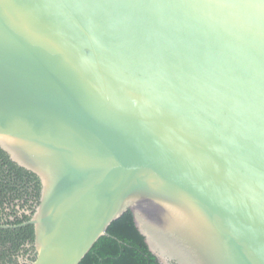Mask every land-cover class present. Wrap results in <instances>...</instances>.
<instances>
[{
	"label": "water",
	"instance_id": "95a60500",
	"mask_svg": "<svg viewBox=\"0 0 264 264\" xmlns=\"http://www.w3.org/2000/svg\"><path fill=\"white\" fill-rule=\"evenodd\" d=\"M0 147L30 264L128 210L163 264H264V0H0Z\"/></svg>",
	"mask_w": 264,
	"mask_h": 264
},
{
	"label": "flooded vegetation",
	"instance_id": "af4514ba",
	"mask_svg": "<svg viewBox=\"0 0 264 264\" xmlns=\"http://www.w3.org/2000/svg\"><path fill=\"white\" fill-rule=\"evenodd\" d=\"M35 175L17 171L4 160L0 166V264H30L36 257L30 220L40 203L42 184Z\"/></svg>",
	"mask_w": 264,
	"mask_h": 264
},
{
	"label": "trees",
	"instance_id": "16d2710c",
	"mask_svg": "<svg viewBox=\"0 0 264 264\" xmlns=\"http://www.w3.org/2000/svg\"><path fill=\"white\" fill-rule=\"evenodd\" d=\"M3 160L17 171L35 175L10 160L9 155L0 148V166ZM108 232L110 235L101 236L79 264H163L151 251L132 210L114 220Z\"/></svg>",
	"mask_w": 264,
	"mask_h": 264
}]
</instances>
